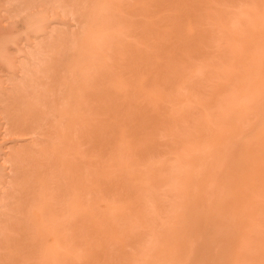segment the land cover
<instances>
[{
	"label": "rangeland",
	"instance_id": "374dc122",
	"mask_svg": "<svg viewBox=\"0 0 264 264\" xmlns=\"http://www.w3.org/2000/svg\"><path fill=\"white\" fill-rule=\"evenodd\" d=\"M2 28L0 264H264V0H0Z\"/></svg>",
	"mask_w": 264,
	"mask_h": 264
},
{
	"label": "bare ground",
	"instance_id": "6f19581e",
	"mask_svg": "<svg viewBox=\"0 0 264 264\" xmlns=\"http://www.w3.org/2000/svg\"><path fill=\"white\" fill-rule=\"evenodd\" d=\"M1 31H3V28L0 29V32H1ZM1 40H2V39H1ZM2 42H3V45L6 44V41H0V43H2ZM0 47H1V46H0ZM4 48H5V45H4V47H1V49H2L3 51H4ZM2 50H1L0 52H2ZM5 51H6V50H5ZM5 51H4V52H5ZM33 52H34V50H33ZM2 53H3V52H2ZM30 53H31V52H30ZM0 54H1V53H0ZM31 54H32V53H31ZM33 54H34V53H33ZM32 56H33V55H32ZM30 57H31V56H30ZM33 58H34V57H33ZM28 60H29V59H28ZM29 61H30V60H29ZM31 61H32V59H31ZM29 63L31 64V62H29ZM30 64H29V65H30ZM29 65H27V67L30 68L31 66H29ZM32 65H33V64H32ZM21 67H22V66H20V68H21ZM22 69H23V68H21V70H22ZM24 69H25V68H24ZM27 70H29V69H27ZM30 70H31V69H30ZM32 70H34V69H32ZM16 71H17V70H16ZM10 72H11V71H10ZM23 72H24V71H23ZM31 72H32V71H31ZM8 73H9V72H8ZM14 73H15V72H14ZM20 73H21V72H20ZM25 73H26V71H25ZM27 73H28V72H27ZM32 73H33V72H32ZM34 73H35V72H34ZM8 75H9V74H8ZM22 75L25 76L26 74H23V73H22ZM6 77H7V76H6ZM9 77H10V75H9ZM17 77H18V76H17ZM21 77H22V76H21ZM7 80H9L8 77H7ZM10 80H12V79L10 78ZM7 84H8V83H7ZM5 85H6V84H5ZM12 85H14V84H12ZM9 86H10V85H9ZM9 86H8V87H9ZM14 86L16 87V85H14ZM14 86H13V87H14ZM8 87H7V88H8ZM10 87H11V86H10ZM13 87H12V88H13ZM15 87H14V88H15ZM16 88H18V87H16ZM9 90H10V89H9ZM14 91H16V89H15ZM36 91H37V90H36ZM5 93H6V92H5ZM5 93H4L2 96H4ZM14 94H15V93H14ZM39 94H40V92H39ZM29 95H31V94H29ZM33 95H34V94H33ZM31 96H32V95H31ZM35 96H36V95H35ZM38 96H39V95H38ZM38 96H37V97H38ZM4 97H5V96H4ZM39 97H40V96H39ZM39 97H38L36 100H38ZM42 97H43V96H42ZM32 98H33V97H32ZM35 98H36V97H35ZM2 99H3V97H2ZM2 99L0 98V100H2ZM11 100H12V99H11ZM39 100H41V99H39ZM44 100H45V99H44ZM44 100H42V101H44ZM12 101H13V100H12ZM8 102H9V101H8ZM6 103H7V102H6ZM6 103H5V104H6ZM11 103L14 104L13 102H11ZM36 103H37V102H36ZM36 103H35V104H36ZM5 104L3 105V106H4L3 108H2V106H1L2 109L0 108V111L2 112V110L6 107V108L4 109V111L7 110V111H5V115H4V116L6 117L8 114H10L9 112L12 111V110H11L12 108L9 109V108L6 106L8 103H7L6 105H5ZM9 104H10V103H9ZM26 104L28 105V103H26ZM30 104H31V103H30ZM33 104H34V103H33ZM33 104H32V105H33ZM45 104H46V103H45ZM10 105H11V104H10ZM23 105H24V104H23ZM27 105H26V106H27ZM24 106H25V105H24ZM28 106H29V105H28ZM28 106L25 107L26 110H27V112H29V111L31 110V109L28 110ZM43 106H44V105H43ZM45 106H46V105H45ZM29 107H30V106H29ZM35 107H36V106H35ZM31 108H32V107H31ZM20 109H21V106H20ZM22 109H23V108H22ZM36 109H39V107L36 108ZM41 109H42V107H41ZM8 110H10V111H8ZM32 110H33V108H32ZM42 110H43V109H42ZM4 111L2 112L3 114H4ZM22 111H24V113H25V110H22ZM36 111H37V112H36ZM36 111L34 110V113H36V115H37V113H38L39 110H36ZM12 112L14 113V111H12ZM12 112H11V113H12ZM15 112H16V111H15ZM27 112H26V113H27ZM32 112H33V111H32ZM32 112H31V113H32ZM40 112H41V111H40ZM40 112H39V113H40ZM7 113H8V114H7ZM13 113H12V115H13ZM26 113H25V114H26ZM31 113H30V115H31ZM6 114H7V115H6ZM14 114H15V113H14ZM21 114H22V116H24L22 112H21ZM27 114L29 115V113H27ZM27 114H26L25 117H28ZM16 115H17V114H16ZM19 115H20V114H19ZM19 115H17V116H11V115H10V116H8L9 118L7 117V119L9 120L10 117H11V118L15 117V118L17 119V117H18ZM30 115H29V117H30ZM32 115H34V114H32ZM36 115H35V116H36ZM39 115H40V114H38V118L40 119ZM41 115H42V113H41ZM22 116H21V117H22ZM0 118H1V117H0ZM2 118H3V117H2ZM43 118H44V117H43ZM16 119H14V120H16ZM19 119H20V118L18 117V121H19ZM27 119H28V118H27ZM29 119H30V121H31L32 117L29 118ZM36 119H37V118H36ZM41 119H42V118H41ZM32 120H33V119H32ZM11 121H12V120H11ZM11 121L9 120L10 123L7 122V123L9 124V127H10ZM18 121H16V125H17L18 128H21V130L24 129V128L28 130L27 132H25V136H26V134H32V135L34 134V135H35V133L41 135V133H39V132H40L41 129L43 128L42 125H41L40 130L38 129V131H39V132H38L37 130H35V128H37L35 125H32V123H31V125H32V127H33V128H32L31 125L28 124V123H30V121H27V120H26V122H27V123H26V122L24 121V118H23L22 121L25 122V124H24L22 121H19V122L22 123V125L20 124L22 127L18 124ZM12 122H13V121H12ZM14 122H15V121H14ZM14 122H13L11 125H13ZM34 122H38V121H34ZM40 123H41V122H40ZM8 124L6 125V127L8 126ZM23 124L26 125V126H24ZM33 124H34V123H33ZM36 124H37V123H36ZM42 124H43V123H42ZM14 125H15V124H14ZM14 125L11 126V128L15 127V128H13V129H16V130L18 131L19 129H17L16 126H14ZM23 126H24V127H23ZM27 126H30V127H29L30 129H28ZM34 126H35V127H34ZM37 126H38V125H37ZM38 127H39V126H38ZM11 128H10V130H9V128H8L7 133H8L9 131H11ZM31 128H32V129H31ZM6 129H7V128H6ZM6 129H5V132H6ZM17 131L15 132V131L13 130V133L15 132L14 134H16ZM23 131H24V130H23ZM23 131H22V132H23ZM25 131H26V130H25ZM19 132H20V131H18V133H19ZM22 132H21V134L19 135V137H20L21 135H22V136L24 135V133L22 134ZM41 132H42V131H41ZM11 133H12V132H10V134H11ZM42 133H43V132H42ZM12 135H13V134H12ZM12 135H11V136H12ZM32 135H29V136L32 137ZM17 136H18V135H17ZM19 137H18V138H19ZM33 137H35V136H33ZM33 137H32V138H33ZM36 137H37V136H36ZM21 139H22V138H21ZM25 139H26V137H25ZM27 139H28V138H27ZM34 139H36V138H34ZM10 140H11V138H10ZM10 140H9V141H10ZM13 140H14V139H13ZM18 140H19V139H18ZM23 140H24V139H23ZM11 142H13V141H11ZM14 142H15V141H14ZM14 142H13V143H14ZM16 143H17V142H16ZM7 153H8V152H7ZM7 153H6V154H7ZM6 154H5V156H6ZM3 159L6 160L5 158H3ZM1 167H3V165H2ZM6 168H7V167H6ZM7 176H9V175H7ZM3 181H4V180H3ZM0 182L2 183V181H0ZM4 184H5V183H4ZM6 184H7V183H6ZM5 186H6V185H5ZM1 188H2V187H1ZM1 191H2V190H1ZM1 193H2V192H1Z\"/></svg>",
	"mask_w": 264,
	"mask_h": 264
}]
</instances>
